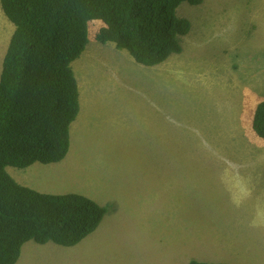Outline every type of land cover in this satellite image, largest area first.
Segmentation results:
<instances>
[{
    "label": "rangeland",
    "instance_id": "obj_1",
    "mask_svg": "<svg viewBox=\"0 0 264 264\" xmlns=\"http://www.w3.org/2000/svg\"><path fill=\"white\" fill-rule=\"evenodd\" d=\"M177 14L192 24L183 52L155 67L100 43L105 25L90 23L73 63L81 108L68 156L8 169L44 194H80L116 210L120 195L130 202L74 247L28 242L16 264H177L194 230L209 235L210 262L264 261V215L253 217L248 195L258 192L264 211V139L253 130L264 101V0L184 2ZM15 30L0 1V79Z\"/></svg>",
    "mask_w": 264,
    "mask_h": 264
},
{
    "label": "trees",
    "instance_id": "obj_2",
    "mask_svg": "<svg viewBox=\"0 0 264 264\" xmlns=\"http://www.w3.org/2000/svg\"><path fill=\"white\" fill-rule=\"evenodd\" d=\"M0 1L16 28L0 79V264H16L28 242L74 247L116 211L80 194L22 186L8 169L57 164L68 156L81 108L73 63L87 49L90 23H104L100 43H115L139 64L155 67L183 52L192 24L178 16L179 7L204 0ZM253 130L264 139V101Z\"/></svg>",
    "mask_w": 264,
    "mask_h": 264
},
{
    "label": "crops",
    "instance_id": "obj_3",
    "mask_svg": "<svg viewBox=\"0 0 264 264\" xmlns=\"http://www.w3.org/2000/svg\"><path fill=\"white\" fill-rule=\"evenodd\" d=\"M250 170H253V169H250ZM261 171H262L261 174H259V172L257 171L258 174L261 176L260 181H259V186H260V189H264V178L262 177L263 173H264V169H262ZM236 175L238 178L239 176H242L243 173H241V174L239 173ZM251 177L257 178V173H255V172L251 173ZM159 179H158V181H159ZM159 183H160V181H159ZM246 194H247V192H246ZM248 195L253 196V201L256 204V209L254 210L253 217L254 216L257 217L258 214L264 215V211L259 207L258 192L257 193L251 192ZM126 201L130 202L128 197L122 196V195L119 196L118 208L113 213V215H117L122 210L119 207L122 205L123 202H126ZM106 205L107 204L102 203V206H106ZM256 227H261V225H257V220H256L255 226L253 228H256ZM132 233H134V232H132ZM208 239H209V235H204L202 233L197 232L196 230H194L192 232L189 231V245H188V247L182 245L179 253L177 254V257H174V259L172 261L177 262V264H189L192 260H196V261L201 262V263H213V262H210V260H209V250L211 249V246H209ZM142 240H144V237L141 234V241ZM140 245L141 244L138 240H136L135 242L132 240L131 247H140ZM148 247L151 249L149 243H148ZM152 250L155 251V253H156L155 255L157 256V254L160 251L164 252L165 247L153 248ZM215 264H219V263H215ZM220 264H223V263H220ZM247 264H249V263H247ZM255 264H264V261L263 262L257 261Z\"/></svg>",
    "mask_w": 264,
    "mask_h": 264
},
{
    "label": "clouds",
    "instance_id": "obj_4",
    "mask_svg": "<svg viewBox=\"0 0 264 264\" xmlns=\"http://www.w3.org/2000/svg\"><path fill=\"white\" fill-rule=\"evenodd\" d=\"M31 167V166H30Z\"/></svg>",
    "mask_w": 264,
    "mask_h": 264
}]
</instances>
